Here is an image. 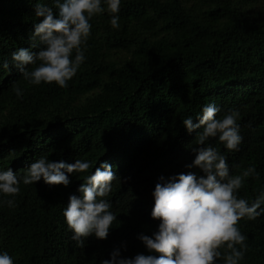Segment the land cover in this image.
<instances>
[{"label": "trees", "instance_id": "obj_1", "mask_svg": "<svg viewBox=\"0 0 264 264\" xmlns=\"http://www.w3.org/2000/svg\"><path fill=\"white\" fill-rule=\"evenodd\" d=\"M36 2L51 6V0H0V61L28 47ZM118 16V29L106 12L91 18L85 60L66 88L29 85L14 69H0V170L16 168L20 177L39 156L88 160L89 174L101 161L115 172L116 162L121 175L112 211L120 226L105 242L125 250L138 245L147 254L128 231L151 235L158 221L136 181L152 190L158 175L200 174L184 167L197 130L187 132L182 121L192 116L195 123L205 104L220 107L217 118L239 112L238 151L208 141L226 156L230 174L255 166L258 178H246L238 197L251 201L264 188V0H121ZM83 175L69 176L67 186L21 183L15 207L0 205V251L13 264H75L63 209ZM237 226L247 245L239 264H264V214ZM91 242L84 264H99L108 255L92 254L103 244L94 237L85 244Z\"/></svg>", "mask_w": 264, "mask_h": 264}, {"label": "clouds", "instance_id": "obj_2", "mask_svg": "<svg viewBox=\"0 0 264 264\" xmlns=\"http://www.w3.org/2000/svg\"><path fill=\"white\" fill-rule=\"evenodd\" d=\"M120 5L121 0H51V6L36 2L32 11L39 19L33 24L28 47L12 51L9 59L0 61V69L8 74L14 69L29 85L54 83L66 88L85 60L89 21L106 12L110 27L118 29ZM11 91L17 99L23 98V89L15 83ZM219 111L217 104L209 102L201 108L195 123L192 116L182 121L187 132L197 130L189 148L193 159L184 167L198 169L199 175L194 171L167 177L161 174L152 190L150 184L147 187L136 181L143 200L147 204L153 201L150 218L158 221L151 235L138 228L128 231L142 243L147 254L140 253L142 247L138 245L125 250L123 243L118 248L119 244L105 242L119 232L120 226L112 211L118 193L111 191L121 175L116 162L115 172L112 165L101 161L89 174L88 160L66 163L39 156L20 177L16 168L7 166L6 170H0V197H4L0 198V205L15 207L21 183L33 185L42 180L48 186H67L69 176L82 173L83 182L76 189L78 195L69 194L63 209L64 223L74 241L68 253L75 264H84L91 254L92 242H85L93 237L103 245L96 246L92 254L108 255L99 264H217L222 249L223 264H239L247 245L237 222L264 214V188L251 201L238 197L245 179L258 178L259 174L254 165L239 174H230L226 156L208 143L215 138L225 150H239L242 141L239 112L229 109L222 118H217ZM0 264H13V258L0 251Z\"/></svg>", "mask_w": 264, "mask_h": 264}]
</instances>
